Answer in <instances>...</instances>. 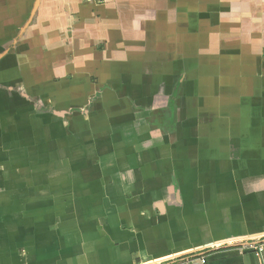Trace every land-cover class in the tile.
Wrapping results in <instances>:
<instances>
[{
  "label": "crops",
  "instance_id": "0c3cea01",
  "mask_svg": "<svg viewBox=\"0 0 264 264\" xmlns=\"http://www.w3.org/2000/svg\"><path fill=\"white\" fill-rule=\"evenodd\" d=\"M188 262L264 264V0H0V264Z\"/></svg>",
  "mask_w": 264,
  "mask_h": 264
},
{
  "label": "built area",
  "instance_id": "2783aa9c",
  "mask_svg": "<svg viewBox=\"0 0 264 264\" xmlns=\"http://www.w3.org/2000/svg\"><path fill=\"white\" fill-rule=\"evenodd\" d=\"M256 251H257V254H260L262 251H263V245H259L257 247H253ZM201 263H204V259H201V260H197ZM192 262H188L186 264H191Z\"/></svg>",
  "mask_w": 264,
  "mask_h": 264
}]
</instances>
